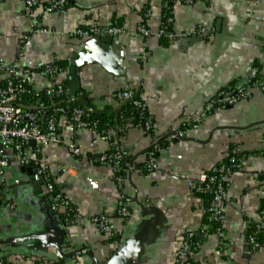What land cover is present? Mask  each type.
Instances as JSON below:
<instances>
[{
  "label": "crops",
  "instance_id": "obj_1",
  "mask_svg": "<svg viewBox=\"0 0 264 264\" xmlns=\"http://www.w3.org/2000/svg\"><path fill=\"white\" fill-rule=\"evenodd\" d=\"M48 1L29 8L24 0H0V61L21 70L51 62L62 67L66 90L77 92L74 101L108 117L104 133L129 159L119 189L110 167L68 150L75 143L87 155H100L109 143L87 130L71 132L67 119H59V142L41 147L39 159L82 219L66 227L43 188L33 187L28 167L12 157L0 195L5 264H176L183 233L206 226L204 199L190 192L189 182L213 172L233 149L241 169L224 197V242L219 247L213 235L204 237L193 263L264 264V246L254 249L247 241L264 205V92L251 91L249 99L203 117L185 140L162 144L153 171L144 170L150 135L114 98L129 86L140 92L158 135L181 130L216 94L244 87L251 69L264 67V0H66L65 10L54 13L45 11ZM164 2L174 39L157 35ZM145 9L151 34L141 39L134 32ZM92 25L122 26L125 35L68 36ZM198 26L212 35L193 36ZM28 83L43 90L49 81L30 76ZM120 194L129 200L123 218L116 215ZM100 215L113 224L110 237L90 222Z\"/></svg>",
  "mask_w": 264,
  "mask_h": 264
},
{
  "label": "built area",
  "instance_id": "obj_2",
  "mask_svg": "<svg viewBox=\"0 0 264 264\" xmlns=\"http://www.w3.org/2000/svg\"><path fill=\"white\" fill-rule=\"evenodd\" d=\"M24 3L33 8L39 4V0H24ZM66 0H49L45 6L48 13L63 12ZM150 16L149 9H145L142 23L136 28L134 35L145 39L150 36L147 20ZM172 18L166 17L161 22L157 35L159 38L174 39V33L169 30ZM193 36H210L212 31L198 26L193 31ZM97 35L118 37L125 35L122 26L98 27L92 25L87 28H79L70 33L69 37L90 38ZM28 37H24L27 40ZM30 76H44L49 83L43 90L33 89L29 83ZM65 71L54 62L21 70L16 64L5 65L0 61V195L3 194L5 179L4 173L9 166L10 159L15 157L21 167L32 169V180L40 183L49 202L52 212L61 213V221L66 227L79 223L82 219L76 212L73 204L56 188L57 179L53 178L48 168L40 162V149L46 145H54L59 142V119H67L69 130H87L99 139L109 143L107 152L88 157L75 143L68 145L69 152L76 158L86 159L90 164L100 167H110L114 173L115 182L120 189L124 182L122 162L129 158L126 151L121 150L107 134H99L96 123L86 121L90 113L85 108H73L71 111L64 106H57L54 99L67 103L75 100V96L69 94L63 83ZM251 91L264 92V67H253L249 79L244 87L220 91L211 98L202 108L200 116L193 122L183 123L181 130L158 135L153 127L151 118L147 115L146 106L141 98H138L134 89L126 87L114 94V98L121 107L130 106L131 114L135 118V127L142 129L151 137V146L147 151L148 171L156 168L155 155L159 151L162 142L167 143L176 137H185L187 129H197L201 119L212 113L224 111L251 96ZM41 94L49 100L46 105L40 98ZM77 101V100H76ZM51 105V106H49ZM52 107V109H51ZM52 110L51 112L49 110ZM35 142V146L31 142ZM236 149L231 150L227 161L219 162L212 174H201L189 182L190 192L199 197H208L204 208L206 226L197 231H185L175 256L176 264H193L192 255L198 249L201 241L207 235L217 238L219 247L224 242L222 223L224 219V197L229 186L231 175L241 169V163L237 159ZM127 165V162H126ZM264 177V171L262 173ZM64 177V176H63ZM62 178V177H61ZM129 200L120 194L117 202L116 215L125 217L128 213ZM96 229L103 235L110 237L113 233V224L106 216L100 215L90 219ZM253 233L247 238L248 244L259 249L264 246V208L259 210L258 220L253 222ZM262 237V241L259 240ZM117 244V241H114ZM1 251V244H0ZM81 252L76 253L79 255ZM0 264H5L0 254Z\"/></svg>",
  "mask_w": 264,
  "mask_h": 264
},
{
  "label": "trees",
  "instance_id": "obj_3",
  "mask_svg": "<svg viewBox=\"0 0 264 264\" xmlns=\"http://www.w3.org/2000/svg\"><path fill=\"white\" fill-rule=\"evenodd\" d=\"M162 11H163V14H162V21L161 22H164L165 21V18L166 17H169L170 16V13H169V3L167 2V3H163V9H162ZM171 18V17H170ZM169 30H171V26H169ZM134 93H135V95L139 98L140 97V92L139 91H135L134 90ZM40 98H41V100L47 105L48 103H49V100L45 97V95L44 94H41V96H40ZM60 100L61 99H54L53 100V102L56 104V102H59V104L57 105V106H64V107H67V109L69 110V111H71V109H73V108H76V107H79V108H83V106L80 104V102L79 101H71L69 104H68V106H66L67 105V103H65V102H60ZM49 106H51V105H49ZM51 109H52V107H51ZM49 110L50 112L52 111V110ZM121 109H122V113L124 114V116H126V117H130L131 119H132V123H133V125L135 126V118L133 117V115L131 114V109H130V106H124V107H121ZM147 115H148V113H147ZM149 116V115H148ZM107 120H108V117H106L105 116V114H103V113H94V112H90L89 114H88V116L86 117V121H88V122H91V123H96V128H97V131H98V133L99 134H104V127H105V124L107 123ZM162 144L164 145V144H166V143H164V142H162L161 143V145H160V148H159V150L161 149V147H163L162 146ZM159 152V151H158ZM92 156H94V155H88V157H92ZM228 157V156H227ZM227 157L226 158H224L221 162H226L227 161ZM237 159H239V157L238 156H235ZM129 159V158H128ZM127 159V160H128ZM127 160L125 161V162H122V171L121 172H123L124 173V171H125V168H126V162H127ZM219 164V163H218ZM217 168V167H216ZM147 169H148V166H147V164H146V166H144V170L145 171H147ZM215 171V170H214ZM214 171L213 172H210V173H206V174H212V173H214ZM203 199H204V202H205V207H206V205H207V199H208V197L206 196V197H202ZM262 208H264V205H263V207ZM60 217H61V215H60ZM253 222L252 223H250V232H249V235L250 234H252L253 233V231H254V229H253ZM248 235V236H249ZM259 240L260 241H262V237L261 236H259ZM194 264V263H193Z\"/></svg>",
  "mask_w": 264,
  "mask_h": 264
},
{
  "label": "water",
  "instance_id": "obj_4",
  "mask_svg": "<svg viewBox=\"0 0 264 264\" xmlns=\"http://www.w3.org/2000/svg\"><path fill=\"white\" fill-rule=\"evenodd\" d=\"M110 38H113V37H110ZM114 38H116V37H114ZM68 72L70 73V75H74L75 69L74 68H71ZM71 94H72V96H75L77 94L76 90L72 91ZM170 135L176 136L175 135V132H170ZM185 139H186L185 137H178L177 136L175 140H185ZM31 145L32 146H35V142L32 141L31 142ZM27 171H28V173L32 174V169L31 168H27ZM32 185H33L34 188H36L38 190L40 189V191H41V185H40V183L32 182Z\"/></svg>",
  "mask_w": 264,
  "mask_h": 264
}]
</instances>
